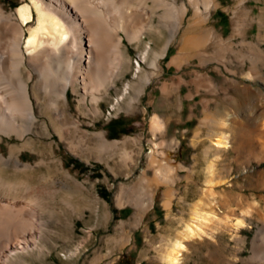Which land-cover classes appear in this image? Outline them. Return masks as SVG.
<instances>
[{"label": "rangeland", "instance_id": "obj_1", "mask_svg": "<svg viewBox=\"0 0 264 264\" xmlns=\"http://www.w3.org/2000/svg\"><path fill=\"white\" fill-rule=\"evenodd\" d=\"M0 1L9 11L22 2ZM216 2L195 29L193 10L186 11L160 56L159 75L145 84L134 108L127 105L129 93L121 109L114 107L136 78L141 55L125 39L132 67L117 80L118 89L109 88L102 114L80 113L69 88L81 129L68 122L45 127L38 112L39 123L24 138L0 132V153L9 156L14 146L20 157V167L0 161V181L20 192L25 182L33 187L40 224L33 241L0 264L28 248L46 253L39 264H167V246L182 237L200 201L219 218L208 221L209 234L185 240L180 264H264V0ZM165 20L160 31L142 35L144 47H161L169 36ZM147 60L141 63L149 71L152 52ZM155 113L164 121L157 136ZM101 130L109 143L93 135ZM221 132L230 145L216 151L212 141ZM9 196L23 199L1 187L0 197ZM238 217L245 220L241 229L234 227Z\"/></svg>", "mask_w": 264, "mask_h": 264}, {"label": "bare ground", "instance_id": "obj_2", "mask_svg": "<svg viewBox=\"0 0 264 264\" xmlns=\"http://www.w3.org/2000/svg\"><path fill=\"white\" fill-rule=\"evenodd\" d=\"M216 6V0H186L180 4L176 0H22L15 11H9L0 1V132L24 138L39 123L38 112L45 116V127L65 126L68 122L67 125L81 129L67 99L69 88L76 93L80 113L102 114L101 101L110 98L109 88L118 89L117 80L132 67L125 39L135 44L141 55L136 78L126 85L114 107L121 109V99L129 93L127 105L134 108L145 84L154 74L159 75L160 56L176 37L186 11L193 10L190 26L195 29ZM155 14L159 20L153 18ZM161 18L166 19L163 24L167 25L169 36L160 48L152 44L144 47L142 35L160 31L164 21ZM151 52L147 71L141 61L147 60ZM180 57L175 56L171 63ZM163 126V119L155 113L151 118L155 136ZM64 135L62 131L61 136ZM93 135L103 144L110 142L104 130ZM229 141L228 134L221 132L212 145L221 151L230 145ZM13 148L10 147L9 156L0 153V161H11L20 167V157L13 154ZM28 184L25 182L20 192L15 184L0 181V188L17 190L19 198H23L0 197V262L14 253L15 248L29 244L36 227L40 228L34 222L39 212L31 204L33 187ZM217 218L219 215L205 209L201 201L196 203L182 237L167 246L165 263L180 264L185 240L209 234L208 221ZM244 224L243 217L234 221L235 229Z\"/></svg>", "mask_w": 264, "mask_h": 264}, {"label": "crops", "instance_id": "obj_3", "mask_svg": "<svg viewBox=\"0 0 264 264\" xmlns=\"http://www.w3.org/2000/svg\"><path fill=\"white\" fill-rule=\"evenodd\" d=\"M24 252V255L10 259L6 264H39V260L46 254L40 248H28Z\"/></svg>", "mask_w": 264, "mask_h": 264}]
</instances>
